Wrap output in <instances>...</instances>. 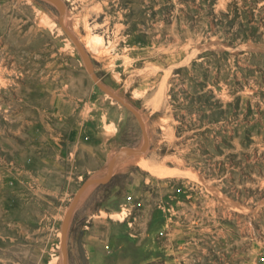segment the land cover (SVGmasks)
I'll return each mask as SVG.
<instances>
[{
	"label": "rangeland",
	"instance_id": "obj_1",
	"mask_svg": "<svg viewBox=\"0 0 264 264\" xmlns=\"http://www.w3.org/2000/svg\"><path fill=\"white\" fill-rule=\"evenodd\" d=\"M59 2L149 138L83 193L68 264H94L90 228L104 238L124 224L157 250L145 264H264V0ZM59 16L43 0H0V264H63L80 186L143 146ZM103 250V264L120 262Z\"/></svg>",
	"mask_w": 264,
	"mask_h": 264
},
{
	"label": "crops",
	"instance_id": "obj_2",
	"mask_svg": "<svg viewBox=\"0 0 264 264\" xmlns=\"http://www.w3.org/2000/svg\"><path fill=\"white\" fill-rule=\"evenodd\" d=\"M108 185V184H107ZM106 186V185H104ZM96 230L90 228L88 242L86 243L88 251L93 256L94 264H103L105 251L103 247L106 245L113 246V258L123 260L124 263L117 261L115 264H145V256L147 254H158L154 248L145 246V231L131 230L127 224L114 228L104 238L94 233ZM149 251V253H148Z\"/></svg>",
	"mask_w": 264,
	"mask_h": 264
},
{
	"label": "water",
	"instance_id": "obj_3",
	"mask_svg": "<svg viewBox=\"0 0 264 264\" xmlns=\"http://www.w3.org/2000/svg\"><path fill=\"white\" fill-rule=\"evenodd\" d=\"M43 1H46V2L54 5L55 7H57L59 9V12H60V16H59V20H58L59 25L61 26V28L63 29L65 34L72 40V42L75 44L77 49L80 51L81 55L83 56L87 66L89 68V71H90V74H91V77H92V80L94 81V83L98 86V88L100 90H102L105 94H107L108 96L113 98L116 102L121 104L123 107L128 109L135 116V118L137 119V121L140 125L142 134H143V146L139 150L132 149V148L131 149L121 148L117 152V154L113 157L112 161L109 163V171H108L109 174H108V178L106 180L88 179L80 186V188L76 194L75 200H74L73 204L71 205L67 215L65 216V219H64L63 224H62V247H63V252H64L63 264H68V251H67V246H66V231H67V227H68V223L70 221V218H71L76 206L78 205L83 193L91 185H94V184L107 185L113 176V165H114V162L116 161V159L118 158V156H120L126 150L130 151L132 154H138V153L145 152L149 146V138H148V135L146 132L144 122H143L141 116L139 115V113L131 105L127 104L121 98H119L114 93H112L99 80V78L95 72L94 64H93L90 56L88 55V53L86 52V50L84 49L82 44L78 41V39L65 26V23L63 21L64 10H63L62 6L60 5L59 0H43Z\"/></svg>",
	"mask_w": 264,
	"mask_h": 264
}]
</instances>
